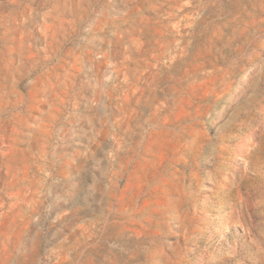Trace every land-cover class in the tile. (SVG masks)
<instances>
[{"label":"rangeland","instance_id":"374dc122","mask_svg":"<svg viewBox=\"0 0 264 264\" xmlns=\"http://www.w3.org/2000/svg\"><path fill=\"white\" fill-rule=\"evenodd\" d=\"M0 264H264V0H0Z\"/></svg>","mask_w":264,"mask_h":264}]
</instances>
